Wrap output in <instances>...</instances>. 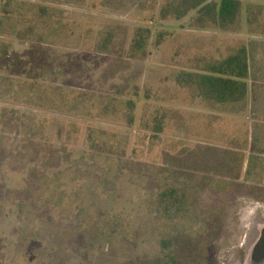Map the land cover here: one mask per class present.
<instances>
[{
  "label": "rangeland",
  "instance_id": "rangeland-1",
  "mask_svg": "<svg viewBox=\"0 0 264 264\" xmlns=\"http://www.w3.org/2000/svg\"><path fill=\"white\" fill-rule=\"evenodd\" d=\"M241 3L221 30L192 25L195 11L160 18L165 0H0V264H132L162 238L199 264H252L264 0ZM241 45L243 101L208 104L177 82ZM163 188L185 198L158 213Z\"/></svg>",
  "mask_w": 264,
  "mask_h": 264
},
{
  "label": "trees",
  "instance_id": "trees-1",
  "mask_svg": "<svg viewBox=\"0 0 264 264\" xmlns=\"http://www.w3.org/2000/svg\"><path fill=\"white\" fill-rule=\"evenodd\" d=\"M241 6V0H165V4L159 10V16L162 19L170 16L181 19L190 11H195L192 25L197 27L213 26L221 30H229L238 19ZM1 13H7L5 7L1 9ZM148 33V29H138L135 32L133 44L136 51L145 49ZM108 39L101 40L97 45L98 52L108 48ZM197 70L199 72H180L176 75V80L179 83L195 86L198 94L208 104H232L245 99L249 78L245 45H241L224 59L205 61L203 66H198ZM128 103L134 106V102L129 101ZM153 129L155 133L162 131L159 119L154 120ZM184 198L185 194L178 195L174 189L163 188L157 192L152 209L158 213H166L174 204L183 201ZM159 243L161 247L159 257L150 260L137 258L132 264H199L198 260L195 261L196 258L193 254L191 256V252L188 255L180 254L177 247H173V239L162 238ZM195 249H197L196 246ZM190 256L192 259L188 261Z\"/></svg>",
  "mask_w": 264,
  "mask_h": 264
},
{
  "label": "flooded vegetation",
  "instance_id": "flooded-vegetation-1",
  "mask_svg": "<svg viewBox=\"0 0 264 264\" xmlns=\"http://www.w3.org/2000/svg\"><path fill=\"white\" fill-rule=\"evenodd\" d=\"M257 211H253V212L257 213L258 217L254 216L252 217V219H253V226H254L253 228L257 230L256 236L258 238L257 241H259L260 249L255 251L254 247L256 246V244H254L253 248L249 252V260L252 264H254V262H258L257 264H264V257L261 258L262 253L264 254V202L260 206V208L257 209ZM250 225H252V223Z\"/></svg>",
  "mask_w": 264,
  "mask_h": 264
},
{
  "label": "water",
  "instance_id": "water-1",
  "mask_svg": "<svg viewBox=\"0 0 264 264\" xmlns=\"http://www.w3.org/2000/svg\"><path fill=\"white\" fill-rule=\"evenodd\" d=\"M254 248H255L254 249L255 251L260 249L259 241H257L256 246ZM263 257H264V254L262 253L261 258Z\"/></svg>",
  "mask_w": 264,
  "mask_h": 264
}]
</instances>
